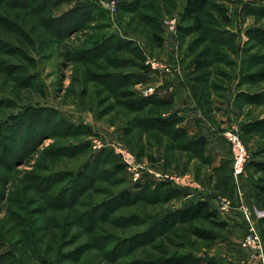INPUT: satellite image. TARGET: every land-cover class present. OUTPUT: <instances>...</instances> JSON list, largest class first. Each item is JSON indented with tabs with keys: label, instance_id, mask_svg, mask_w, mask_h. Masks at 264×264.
<instances>
[{
	"label": "rangeland",
	"instance_id": "rangeland-1",
	"mask_svg": "<svg viewBox=\"0 0 264 264\" xmlns=\"http://www.w3.org/2000/svg\"><path fill=\"white\" fill-rule=\"evenodd\" d=\"M185 2L11 0L0 3V143L3 142L0 145V264H154L156 258L184 252L201 258L213 257L221 264H241L230 253L237 252L246 232L247 224L239 210L236 212L240 218L231 221L225 219L227 214L221 215L226 227H217L207 219L197 223L212 227L219 235L215 240L196 239L183 223L175 231L157 224L155 228L161 233L156 232L154 238L148 236L153 221L167 210L186 203L188 196L194 199L205 193L209 196V191L199 184L215 189V175L199 157L188 160L180 152L168 157V152L154 149L157 156L161 155L156 164L141 160L150 163L155 172H177L182 178L180 183L169 181L192 190L190 195L168 202L150 201L145 193L136 195L138 181L151 177L157 182L166 181L154 177L150 170H144L138 181L132 179L127 168L120 175L109 171L114 158L121 160L118 147L122 144L136 155V150L124 143L123 138H132L134 149L139 143L138 128L127 133L129 118L134 114L122 105L120 94L110 90L102 80L110 72L134 70L130 66L118 69L120 58L125 60L129 56L130 51L124 49L132 45L130 42L141 47L146 56L144 62L150 67L145 81L133 85L139 94L147 95L157 75L172 72L173 63H180L186 79L197 85L203 108L216 130L224 133L227 127L237 124L250 154L249 161L254 156L264 157V129L247 135L242 131L246 122L264 120V101L247 103L242 95L249 91L264 92L263 75L254 81L242 75L244 65L249 68L244 63L243 48L248 49L249 56L256 54L260 61L248 71L264 69V40L259 36L252 38L248 33L251 28L264 29V0H210V17L215 22H231L228 28L236 34L240 55L234 57L236 62L229 67L218 63V70H210L208 79L203 80L196 77L208 69L204 67L193 73L191 56L186 51L200 32L182 38L178 28L173 32L166 25V20L176 17L179 27ZM219 6L225 7L227 21H223ZM152 14H156L160 26L151 24ZM53 22L64 25L52 29ZM157 28L163 30L162 45L152 40ZM109 38L116 39L114 44L123 45L94 56L98 42ZM152 60L165 63L170 70L152 67L148 63ZM221 67L227 70L226 75L222 74L225 71H219ZM163 84L158 87L162 88ZM229 146L223 157L232 158L230 142ZM166 160L172 163L170 169H166ZM188 173L195 179L184 181L183 176H189ZM252 173L247 169L240 177L243 193L245 184L250 188L253 184L249 179ZM210 174L213 180L208 181ZM254 175L259 179V172ZM260 184L264 185V181ZM253 189L250 206L264 209V192L256 195ZM126 191L135 197L120 200ZM220 197L215 198L220 200ZM256 224L264 246L262 218ZM258 260L264 263V257Z\"/></svg>",
	"mask_w": 264,
	"mask_h": 264
},
{
	"label": "trees",
	"instance_id": "trees-1",
	"mask_svg": "<svg viewBox=\"0 0 264 264\" xmlns=\"http://www.w3.org/2000/svg\"><path fill=\"white\" fill-rule=\"evenodd\" d=\"M11 0H0L4 3H10ZM39 4V3H38ZM210 0H186L182 14L181 22L178 27L180 37L184 38L187 35H190L193 32H200L199 37L194 38L190 44L187 46V54L191 56V64L193 65L192 72L198 71L205 67L208 69L206 72H203L204 75L196 77V80L208 79L209 71L218 70L216 65L222 64L226 67L231 66L235 63V56L240 55V47L236 40V34L231 30L229 25L231 22H215V19H212L211 10L209 9ZM225 7L219 6L222 13L223 21H227L226 16L224 15ZM74 12V11H73ZM71 12V13H73ZM156 14H152L150 17L151 24H156L158 27V20L155 17ZM152 17H155L153 19ZM152 20L154 22H152ZM188 21V22H185ZM55 24L51 25V28L55 26H62L64 22H53ZM74 26V25H73ZM160 26V25H159ZM163 32L162 29L157 28L153 32L152 40L158 42L159 45L163 44ZM251 37L259 36L264 40V29L260 28H251L248 30ZM258 38V37H257ZM116 39H103L102 42H98L94 48V56L99 54H106L112 49H120L117 46H122L123 44H114ZM128 42V41H127ZM132 45L124 50H129V56L127 59L120 58V63L118 64V69L130 66L128 71H121L115 73H108L102 76V80L107 83V86L110 90L117 91L121 96V103L127 109L131 111L134 116L132 119L129 118V123L127 128V133L131 134L134 128H138L140 134L138 136L137 148L134 149L135 145L132 143V138L126 136L123 138L124 143H126L140 160L146 159L149 162L154 164L160 160L161 155L157 156L155 150L168 152V157H172L173 153L176 152L183 153V156H187L188 160L191 158L199 157L202 164L208 165L211 167L212 173H214V178L217 181L215 189L208 187V194L205 193L203 197L198 196L199 198L194 199L190 198L188 195L192 193V190H186L188 188H183L174 185L169 180H163L157 182L155 179L147 178L145 180L138 181L136 184L138 186V192L136 195H141L145 193L150 201L153 202H168L171 199L180 196H188L189 200L186 203L174 208L167 210L160 218L153 221V225L149 228L148 236L149 238H154L156 232L155 226L159 224L160 226H169L170 230L175 231L178 224L188 225L189 231L196 237L198 240H215L218 238V234L214 232L212 227L202 226L197 224L200 220H209L213 225L219 227H226L227 222L221 215H223L218 207H215L213 204V199H217L219 195L227 196L233 200L236 199V185L232 176V158L223 157L218 165H214V158L212 155H209L207 152L208 148V138L204 135L196 136L189 133V130L186 126L182 125L183 117L178 114L177 111L173 110L175 105V97L173 93H168L165 95H160L153 93L150 95L139 94L133 87V85L145 81L144 76L150 74V67L144 61L146 56L138 44L135 42H130ZM97 51V52H96ZM243 52L248 55L244 57V63L246 62L250 68L252 65L256 64L259 57L256 54H251L249 56L248 49L243 48ZM252 59H251V58ZM259 61V60H258ZM260 62V61H259ZM246 64L243 68L242 75L245 78L248 76V81H254L258 79V76L261 78L264 77V69H255L256 72H249ZM220 72L225 71L226 75L227 70L221 67ZM195 80V79H194ZM194 80H191L194 82ZM195 89L198 91L197 85L192 84ZM243 97L248 103L262 104L264 101V92H244ZM264 129V120H252L246 122L243 125V133L249 134L254 131H262ZM2 130V129H1ZM127 134V135H128ZM146 134V137L143 136ZM166 141V142H165ZM168 141V142H167ZM165 142V143H163ZM164 144V145H163ZM3 145V142L0 143ZM264 154V150H262ZM176 155V154H175ZM167 156V155H166ZM106 157V156H105ZM116 157V156H115ZM254 156L246 164V170L250 169L252 176H249L253 187L256 190V195H259L264 192V185L260 184V181H264V157L257 158ZM175 158H177L175 156ZM105 160V158H104ZM166 169L172 165L171 161L166 160ZM173 162H176L175 160ZM97 166V165H96ZM177 167V166H176ZM111 168V170H110ZM109 171L115 173V175H120L126 172V166L118 157L114 158L111 164ZM174 169L175 168H171ZM259 172L260 175L255 176L254 174ZM90 178L92 176H89ZM119 178V177H117ZM213 176L210 174L209 179H212ZM145 181V182H143ZM74 181L72 182V184ZM202 185V184H201ZM251 185V193L253 187ZM206 187V185H202ZM122 196V197H121ZM120 200L127 201L133 199L135 196L131 192L126 191L122 193ZM237 204V202H236ZM104 206L101 205V209ZM223 219V220H222ZM264 222V218H262ZM195 223V225H190ZM154 264H221L217 259L213 257L201 258L198 256H193L187 252L181 254H168L166 256H161L156 258ZM25 264V263H23Z\"/></svg>",
	"mask_w": 264,
	"mask_h": 264
},
{
	"label": "crops",
	"instance_id": "crops-1",
	"mask_svg": "<svg viewBox=\"0 0 264 264\" xmlns=\"http://www.w3.org/2000/svg\"><path fill=\"white\" fill-rule=\"evenodd\" d=\"M157 83L155 81L154 85L149 87L147 90V95L153 94V93H173L175 97V105L173 107L174 111H177L180 116L183 117L182 125L186 126L189 130V133L192 135L200 136L204 135L208 138V148L207 152L209 155H212L214 158V165H218L220 163V160L225 155L226 151L229 150V141L227 139L226 134L217 131L214 124L212 125L207 113L205 112L203 105H202V96L200 93L197 92L194 86L186 79V73L184 72L183 67L180 63L175 64L173 63V71L164 73L162 75H157ZM188 81V83H187ZM164 83L161 87H165L166 85L168 88H159V84ZM162 89V91H161ZM163 96V94H160ZM227 126V125H226ZM210 149V150H209ZM193 173V172H192ZM192 173H188V175L183 176L184 181H192L195 177ZM188 176V177H187ZM191 179H190V178ZM190 184L194 185V182H191ZM196 184V183H195ZM244 186V193L246 197L247 203L250 205V185L245 184ZM199 186L202 187V185L199 184ZM208 187H205V190H207ZM249 196H247V195ZM213 204L215 207H218V199H213ZM228 221L233 220L234 217L237 216L236 210H232L229 213H227ZM241 215V213H240ZM242 216V215H241ZM241 222H243V219L241 218ZM244 225V223H243ZM246 229V226H244V230ZM230 253H234V260L241 264H264L261 263L259 258H254L251 256V252L246 249L242 248L241 245L236 250H231ZM233 258V257H232ZM239 259V260H238ZM258 260V261H257Z\"/></svg>",
	"mask_w": 264,
	"mask_h": 264
},
{
	"label": "built area",
	"instance_id": "built-area-1",
	"mask_svg": "<svg viewBox=\"0 0 264 264\" xmlns=\"http://www.w3.org/2000/svg\"><path fill=\"white\" fill-rule=\"evenodd\" d=\"M166 25L171 29V31L176 32L178 28L177 18H172L166 20ZM150 65L154 68H164L169 71L170 68L167 67L165 63L148 61ZM225 134L230 142L232 150V175L236 185V202L235 205L233 200L227 196L220 197L218 200V208L220 212L224 215L232 210H239L243 219L246 221V232L241 239V246L248 249L251 252V256L254 258L264 257V246L261 235L257 228V220L264 217V209L258 207L250 206L246 197L244 196L242 188L240 187V177L246 173V164L249 160L250 154L247 147L244 144L241 130L237 124H232L225 129ZM118 154L125 164L126 168L132 176L134 181H138L144 170H150V172L155 173L154 177H162L166 180H172L179 184L182 180L181 175L175 171L168 172H155L154 169L151 170V166L147 161H141L137 156L128 149L122 146L118 147ZM156 170V169H155Z\"/></svg>",
	"mask_w": 264,
	"mask_h": 264
}]
</instances>
